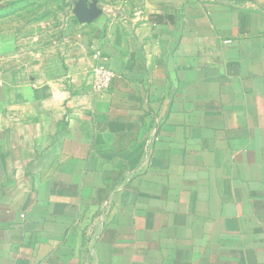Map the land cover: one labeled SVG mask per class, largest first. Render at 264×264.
<instances>
[{
    "label": "crops",
    "instance_id": "0c3cea01",
    "mask_svg": "<svg viewBox=\"0 0 264 264\" xmlns=\"http://www.w3.org/2000/svg\"><path fill=\"white\" fill-rule=\"evenodd\" d=\"M79 1L0 0V264H264V0Z\"/></svg>",
    "mask_w": 264,
    "mask_h": 264
},
{
    "label": "water",
    "instance_id": "95a60500",
    "mask_svg": "<svg viewBox=\"0 0 264 264\" xmlns=\"http://www.w3.org/2000/svg\"><path fill=\"white\" fill-rule=\"evenodd\" d=\"M73 13L80 23H90L99 16L100 10L95 1L87 3V0H80Z\"/></svg>",
    "mask_w": 264,
    "mask_h": 264
},
{
    "label": "built area",
    "instance_id": "2783aa9c",
    "mask_svg": "<svg viewBox=\"0 0 264 264\" xmlns=\"http://www.w3.org/2000/svg\"><path fill=\"white\" fill-rule=\"evenodd\" d=\"M113 73L104 67H94L91 70L92 88L95 92H103L108 87L113 78Z\"/></svg>",
    "mask_w": 264,
    "mask_h": 264
},
{
    "label": "rangeland",
    "instance_id": "374dc122",
    "mask_svg": "<svg viewBox=\"0 0 264 264\" xmlns=\"http://www.w3.org/2000/svg\"><path fill=\"white\" fill-rule=\"evenodd\" d=\"M192 1H196V2H219V1H227V0H192ZM228 1H234V0H228Z\"/></svg>",
    "mask_w": 264,
    "mask_h": 264
}]
</instances>
